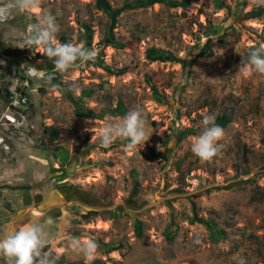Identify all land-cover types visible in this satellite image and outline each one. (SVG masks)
<instances>
[{"label":"rangeland","instance_id":"obj_1","mask_svg":"<svg viewBox=\"0 0 264 264\" xmlns=\"http://www.w3.org/2000/svg\"><path fill=\"white\" fill-rule=\"evenodd\" d=\"M107 2L123 48L103 43L113 14L99 0H0V92L13 101L0 100V225H38L52 264H264V73L245 59L264 49V0ZM47 15L54 45L83 40L94 58L59 71L43 46L29 49ZM150 48L175 60L152 62ZM120 103L140 111L145 142L103 147ZM223 114L219 152L202 160L192 144L203 118ZM72 240L95 242L93 259Z\"/></svg>","mask_w":264,"mask_h":264},{"label":"clouds","instance_id":"obj_2","mask_svg":"<svg viewBox=\"0 0 264 264\" xmlns=\"http://www.w3.org/2000/svg\"><path fill=\"white\" fill-rule=\"evenodd\" d=\"M21 8L34 6L33 0H21ZM35 33L29 36L25 43L29 49L33 45L43 46L44 55L53 59L55 68L65 71L77 61H88L94 58L95 52L85 47V42L79 44L54 45L53 39L58 31L54 17L47 15L41 21ZM264 49H254L248 56V62L258 72L264 73ZM37 79H44V70L33 67L30 71ZM203 130L192 144V152L202 160L210 161L219 152L221 145L217 143L223 136V129L215 124L214 117L203 118ZM101 146L108 147L116 137L130 139V146L145 142V121L139 110L130 111L121 123L106 124L98 133ZM45 240L42 230L38 225L13 223L0 226V255L7 258V264H52L48 254L44 252ZM72 247L77 252H83L87 260H92L96 244L87 241L80 244L78 240H72Z\"/></svg>","mask_w":264,"mask_h":264},{"label":"trees","instance_id":"obj_3","mask_svg":"<svg viewBox=\"0 0 264 264\" xmlns=\"http://www.w3.org/2000/svg\"><path fill=\"white\" fill-rule=\"evenodd\" d=\"M137 2L134 4H131L130 9H135V8H143V7H147L150 5H153L155 3L158 2H162L165 4H168L170 6H174V7H183V8H187L191 5V0H136ZM100 6L102 7V9L108 13L109 15H112V24L109 26L107 32L105 33V36L103 38V43L113 46L115 48H123L124 44L118 40L116 34H115V28H116V21H117V17L120 15L121 11H116L113 10V8L110 6V4L107 2V0H99ZM127 9V8H126ZM264 12V9H260L259 13ZM89 32V30H88ZM252 50H250L248 52V54H246V61L248 62V56L250 54ZM264 54V53H262ZM146 56L147 58L152 61V62H156V61H161V62H167V61H172L175 60V57H173L171 54L169 53H165L164 51H159L155 48H150L147 52H146ZM98 67L102 68L104 70H110V66H108L107 64H105L102 61L98 62ZM126 70L123 69L121 70L120 73H124ZM5 77V75L2 73L0 75V78L3 79ZM153 93L154 96L158 99V100H163L162 97L160 96L159 92L157 91V88L153 87ZM11 93L9 91V87L6 86V88H4L3 92H0V100H3L4 104L6 106H12V98H11ZM116 113H118L121 116H126L127 115V111L124 108V105L122 103H120L118 105V107L113 110ZM78 114V116L80 117H86V118H92L95 116V113L93 111H89L88 113H82V112H76ZM215 124L219 125L222 129H225L230 123H231V118L227 115V114H223L222 116H219L215 119ZM48 130L50 131V133L52 134V136H54L55 138L58 137L59 133L57 131V129L53 128V127H49ZM192 130L189 131V133H191ZM97 214V212H93L89 213L87 215H84V218H88L90 219L92 215ZM141 226H138V229H140ZM141 231V230H139ZM107 247V246H105ZM109 250L111 248H108ZM92 264H104L103 261H98V262H94Z\"/></svg>","mask_w":264,"mask_h":264},{"label":"built area","instance_id":"obj_4","mask_svg":"<svg viewBox=\"0 0 264 264\" xmlns=\"http://www.w3.org/2000/svg\"><path fill=\"white\" fill-rule=\"evenodd\" d=\"M3 15H4V9L1 8L0 9V21L2 20ZM22 102L25 103L26 102V99H23ZM7 119H11V116H7Z\"/></svg>","mask_w":264,"mask_h":264},{"label":"water","instance_id":"obj_5","mask_svg":"<svg viewBox=\"0 0 264 264\" xmlns=\"http://www.w3.org/2000/svg\"><path fill=\"white\" fill-rule=\"evenodd\" d=\"M74 171V165H72L69 169H68V172H72Z\"/></svg>","mask_w":264,"mask_h":264},{"label":"crops","instance_id":"obj_6","mask_svg":"<svg viewBox=\"0 0 264 264\" xmlns=\"http://www.w3.org/2000/svg\"><path fill=\"white\" fill-rule=\"evenodd\" d=\"M0 218H2L1 216H0ZM0 224H1V221H0ZM1 226V225H0Z\"/></svg>","mask_w":264,"mask_h":264}]
</instances>
